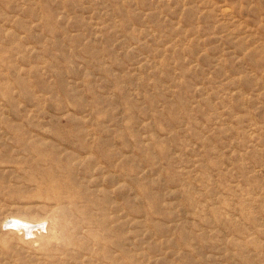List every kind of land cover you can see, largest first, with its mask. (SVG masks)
<instances>
[{"label": "rangeland", "instance_id": "rangeland-1", "mask_svg": "<svg viewBox=\"0 0 264 264\" xmlns=\"http://www.w3.org/2000/svg\"><path fill=\"white\" fill-rule=\"evenodd\" d=\"M0 264H264V0H0Z\"/></svg>", "mask_w": 264, "mask_h": 264}, {"label": "bare ground", "instance_id": "bare-ground-1", "mask_svg": "<svg viewBox=\"0 0 264 264\" xmlns=\"http://www.w3.org/2000/svg\"><path fill=\"white\" fill-rule=\"evenodd\" d=\"M13 222H15L13 225L16 226L17 229H24L27 235L34 234L33 227L27 222V220H25V218L24 219L22 218L13 219ZM42 222L43 221H40L39 223H42ZM42 228H44V226H42L41 229Z\"/></svg>", "mask_w": 264, "mask_h": 264}]
</instances>
